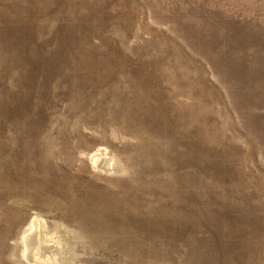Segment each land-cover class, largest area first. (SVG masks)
<instances>
[{
	"label": "rangeland",
	"instance_id": "rangeland-1",
	"mask_svg": "<svg viewBox=\"0 0 264 264\" xmlns=\"http://www.w3.org/2000/svg\"><path fill=\"white\" fill-rule=\"evenodd\" d=\"M0 175V264H264V0H0Z\"/></svg>",
	"mask_w": 264,
	"mask_h": 264
},
{
	"label": "bare ground",
	"instance_id": "bare-ground-1",
	"mask_svg": "<svg viewBox=\"0 0 264 264\" xmlns=\"http://www.w3.org/2000/svg\"><path fill=\"white\" fill-rule=\"evenodd\" d=\"M118 98H120V97L118 96ZM52 153H53L52 151L49 152L48 159L53 158L54 153L53 154ZM47 155H48V153H47ZM86 156L89 157L90 163L93 166V169H95V170H104V171H108V172L115 170V164L113 163L114 160L109 159L108 157H105V156H107V148L106 147H101L94 152L89 151V150L87 152H83L82 157H86ZM70 160H71V158H70ZM81 165H83V162L81 163ZM80 169L83 171L84 166L80 167ZM3 176L0 175V180L4 179ZM76 176H77L76 181L80 180V176L79 175H76ZM67 177L68 176H66V178ZM50 179L51 178H48V179L45 178L44 179V187L50 188V185H51ZM9 181L10 180H3L2 182H0V189L3 190L4 192L9 191V188H8ZM12 184L15 188H17L19 190H24L27 193L35 191L38 188H42L41 184L38 183L37 181H34V180H32L31 182L14 181ZM66 184H67V181H66ZM68 184L72 187L71 182H68ZM70 201L75 202L76 199L70 198ZM51 202H53V206L55 207L56 211L61 210L60 206L62 204L59 201L53 199ZM46 205H48L47 201H46ZM97 208L102 212L103 216L107 217V215L105 214V205L103 204V202L100 203L99 205H97ZM71 217L73 219L80 218L76 212H72ZM16 219L17 218L14 217L13 219H10V221H15ZM100 222L103 223L100 225L103 226L106 229V231L109 228L107 232L110 233V228L113 227L112 225H110L111 221L108 218H103V219H100ZM13 223L3 225V226L13 225ZM79 224L81 227L82 224L81 223H79ZM89 225L93 226L92 223L83 219L84 228L89 226ZM73 232H74L75 242H78L79 240H82V241L87 240L88 242H86V245L91 246L92 243H90V241H91L90 238H93V232H94L93 228H90L88 235L84 234V236L81 235V233H79L77 231H73ZM56 233H58L57 236L55 235ZM0 235H1V233H0ZM8 236L9 235L7 233L4 235L2 234L0 236V242L3 241V243H5L4 239H5V237H8ZM59 237H60V231L58 230L57 224H55L54 222H51V221H47V220H45L39 216H36L32 220L31 224L29 225L28 230L25 231L21 235L20 240L22 241V245H23L24 257L31 264H40V263L41 264H43V263L44 264H68L67 262H65L66 258L62 254L63 249H61L60 245L58 244V238ZM83 238H84V240H83ZM69 240H71V239L64 238V237L60 238V241L64 242V243L68 242ZM3 250L4 249H1L0 253H2ZM57 254L59 255L60 259H62L61 261H57V259H58Z\"/></svg>",
	"mask_w": 264,
	"mask_h": 264
}]
</instances>
